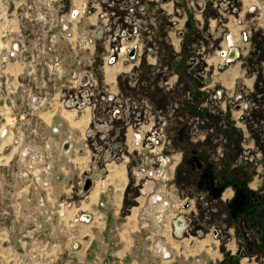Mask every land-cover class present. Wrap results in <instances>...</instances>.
Instances as JSON below:
<instances>
[{"label":"rangeland","instance_id":"374dc122","mask_svg":"<svg viewBox=\"0 0 264 264\" xmlns=\"http://www.w3.org/2000/svg\"><path fill=\"white\" fill-rule=\"evenodd\" d=\"M12 9L20 13L23 45L8 56L26 65L17 133L24 141L14 175L31 185L39 206L42 178L53 181L59 158L53 147L34 141L30 120L55 106L57 93L68 109L101 105L110 94L101 80L105 67L133 64L112 85V113L96 115L88 148L131 161L130 197L141 207L135 212L142 222L186 220V237L198 231L215 240L233 235L244 264H264V216L262 226L252 223L253 207L264 204V0H0V28ZM73 11L79 12L75 18ZM242 24L255 42L244 51L245 73L242 66L237 70L240 60L228 62L224 55L230 56L233 31ZM82 25L105 31L102 50L94 52L85 36H77L72 48V30ZM210 30L221 31L228 47L217 52L220 40L210 38ZM180 33H186L181 52L175 50ZM60 42L69 47L62 57ZM116 46L128 53L110 64ZM239 141L241 162L232 159ZM237 179L251 194L228 185ZM13 195L0 202V264H44L15 254L28 251L29 227L10 226L18 216ZM164 204L171 210L161 211ZM39 213L48 214L43 207Z\"/></svg>","mask_w":264,"mask_h":264},{"label":"crops","instance_id":"0c3cea01","mask_svg":"<svg viewBox=\"0 0 264 264\" xmlns=\"http://www.w3.org/2000/svg\"><path fill=\"white\" fill-rule=\"evenodd\" d=\"M12 2L14 3V0ZM81 2L77 1V4L80 5ZM2 20L4 25L0 28V56L3 57L0 67V202L5 204L8 194H14L12 205L18 216L12 219L10 226L15 228L23 224L29 227L28 251L20 254L16 250L15 254L27 256L33 263L37 259H44V264H192L196 259L201 264H244V258L238 251V244L236 247L234 245L237 239L233 235L223 240H215L211 235L198 231L194 236L186 237L183 230L184 226L188 225L186 220L177 222L167 218L162 223L142 222L138 212H135L141 207L138 208L130 197L131 161L128 157H122L120 161L112 160L111 155L107 157L106 153L95 154L88 148L91 131L96 128V115L106 111L112 113L114 99L112 93L121 76L133 69V64L105 67L101 80L110 94L108 99L104 97L101 105L91 102L82 108L68 109L62 105L61 95L57 93L54 95L55 106L44 107L37 120H30L29 129L36 133L34 141L53 147L59 158L55 159L58 168H55L51 181L54 190L53 200L47 204L48 214H38L41 207L36 195L33 194L35 191L31 185L20 182L16 178L17 175H14L20 149L17 146L22 145L24 141V137L17 133L22 129L18 124L24 111L19 99L22 97L26 65L15 58H9L8 55L14 47L23 45L20 13L12 9L2 17ZM93 20L96 21L95 16L91 18V21ZM72 33L76 35L70 40L73 49L77 45L75 40L77 36H85L90 40L94 52L102 50L100 38L105 31L97 28L87 30L82 25L73 29ZM218 33L221 31L214 34V31L210 30L208 33L210 38L220 40L217 52L219 48L228 47L223 34L219 38ZM180 34L182 36L177 38L175 50L179 47L181 52L186 33ZM232 40V46L236 50V57L233 60H240L237 70L239 71L242 66L244 72L246 55L244 51L251 49L255 42L244 24L234 29ZM58 46L61 50L59 55L62 57L64 55L62 53L66 49L68 51L69 47L62 42ZM67 77L71 78L70 75ZM112 85L115 88H112ZM66 143H71L72 147L71 152L64 154L62 147ZM238 150L240 152L234 154L232 159L241 162L244 156L240 149V141ZM109 151L111 154L112 149ZM244 182V179H237L228 185L235 186L241 194H251L248 188H244ZM87 185L89 190L83 193ZM252 210L253 225L262 226L264 204L258 203ZM237 214L241 215L240 212ZM244 214L245 212L242 213ZM83 215L90 217V222L78 221ZM161 244L170 251L171 259L164 260L161 257L158 251Z\"/></svg>","mask_w":264,"mask_h":264},{"label":"built area","instance_id":"2783aa9c","mask_svg":"<svg viewBox=\"0 0 264 264\" xmlns=\"http://www.w3.org/2000/svg\"><path fill=\"white\" fill-rule=\"evenodd\" d=\"M79 12L78 11H73L72 13V17H76L78 16ZM67 27L64 26V30H66ZM134 34H137V32H135ZM128 39V38H127ZM124 40H126V38H124ZM234 49H232L233 51ZM128 52L126 51V48L125 47H119V46H116V47H113L110 49V55L109 57L107 58V61L108 63L110 64H114L117 59L122 55V54H127ZM14 53H12L13 55ZM225 57H226V61L230 62L232 59L230 58V56L228 55V53H224ZM84 84V83H83ZM85 86V85H84ZM34 102L37 101V98L35 97L33 99ZM72 102H75V101H72ZM77 102V101H76ZM74 104V103H72ZM76 104V103H75ZM3 134H5V131L3 132ZM65 149L68 151L70 149V146L69 144L68 145H64ZM36 159V157H35ZM37 160V159H36ZM35 163V162H34ZM33 173H34V176H36L37 174V170H33ZM50 174V173H49ZM39 176H37L36 179H38ZM43 182H42V186H40L44 192H45V195L41 196L39 201H40V205L41 207H43V210H45L46 213H48V210H47V204L49 202H51V198H50V195L53 193V190H54V187L52 185V182L50 180V177L48 175L43 177ZM36 190L38 189L37 186H35ZM86 190H83L82 192H85ZM42 197H45V198H42ZM170 210L171 207L168 205V204H164V205H161V211L163 210ZM83 221V222H90V217H87L86 215H83L80 217V222ZM161 222V221H160ZM189 225V224H188ZM158 251L160 252L161 254V257L164 259V260H168V259H171V253L170 251L167 249V247H165L164 245H159L158 246ZM192 264H199L198 261L192 263Z\"/></svg>","mask_w":264,"mask_h":264},{"label":"water","instance_id":"95a60500","mask_svg":"<svg viewBox=\"0 0 264 264\" xmlns=\"http://www.w3.org/2000/svg\"><path fill=\"white\" fill-rule=\"evenodd\" d=\"M130 55L131 56H134L135 55V51H132ZM235 57H236V50H233L232 53H231V55H230V58L233 60ZM88 189H89V185H87L85 187V190H88Z\"/></svg>","mask_w":264,"mask_h":264},{"label":"flooded vegetation","instance_id":"af4514ba","mask_svg":"<svg viewBox=\"0 0 264 264\" xmlns=\"http://www.w3.org/2000/svg\"><path fill=\"white\" fill-rule=\"evenodd\" d=\"M231 45H233V40H231Z\"/></svg>","mask_w":264,"mask_h":264}]
</instances>
